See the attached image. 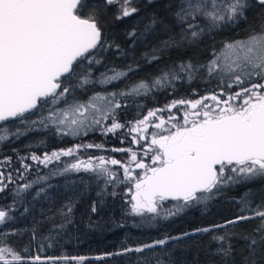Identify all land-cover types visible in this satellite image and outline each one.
<instances>
[{
	"label": "snow or ice",
	"instance_id": "obj_1",
	"mask_svg": "<svg viewBox=\"0 0 264 264\" xmlns=\"http://www.w3.org/2000/svg\"><path fill=\"white\" fill-rule=\"evenodd\" d=\"M255 2L264 9V0ZM132 3L133 0H104L105 5H119L116 20L138 12L136 7L131 6ZM85 7H89L87 0H0V122H4L0 124V143L8 141L10 137L19 138L38 126H51L57 135L74 137L95 128H101L106 135L128 127L133 144L146 142L144 155L151 154L150 164L138 158L137 152L132 149H113L128 152L130 156L126 162L105 156L78 158L81 148H103L101 144H78L42 155L33 152L27 159L45 168L63 162V168L50 170L52 176L85 172L94 173L97 179L104 177L105 186L111 185L113 188V196L118 194V185L128 183V213L139 217L141 223L175 216L194 202L211 199L221 186L264 176V14L259 16L257 26L243 39L225 42L219 51L214 49L207 64L183 62L162 72L150 83L140 80L120 91L97 92L86 101L73 98L69 102L67 96L74 97L75 88L93 83L111 84L135 71L131 65L126 70L112 67L93 80L91 65L102 63V59L97 58L98 54L113 45L107 41L96 18L100 5H92L89 16L82 18L78 13ZM249 7V0H179L174 15L185 25L182 30L190 32L191 38L195 39L204 31L196 23L201 16L210 21L213 27L226 26L246 19ZM127 35L133 39L136 37L135 31ZM164 46H168L167 41ZM115 47L122 55L120 46ZM157 59L155 54L150 57V61ZM83 61H88L87 71L77 72V66L82 68ZM200 71H206L207 78L218 80L219 93L214 91L194 100H174L164 108L150 109L142 119L129 121L127 125L119 121V110L125 106L123 100L147 95L153 89L173 86L176 80L184 78L182 74H187L190 80ZM73 79L76 80L75 85L71 83ZM233 88L238 90L229 91ZM225 95L226 98H222ZM61 103L64 104L63 108L59 107ZM44 105L48 106L46 115L41 113L35 120L28 118L26 114L34 115V110ZM177 106L186 109L182 123L175 116L170 115L165 120L159 115L166 110L171 112ZM108 121L111 123H106ZM152 129L155 131H151L149 141L148 133ZM62 157L72 160L62 161ZM19 159L24 172H27L32 165L25 163L24 158ZM9 160L5 157L0 164ZM110 165L120 166L123 179ZM136 169L142 172L136 174ZM17 171L20 176L24 175V172ZM5 179L15 182L11 174L5 177L0 172V191L7 187ZM47 179L48 176H39L35 183ZM33 183L17 185L14 190L16 197L31 189ZM45 190L40 187L37 195ZM169 200L176 203L166 209L164 202ZM238 203L243 214L223 224L197 228L193 232L209 233L238 222L259 219L261 223L256 232L262 235L259 239L246 238L250 239L249 249L254 251L259 243H264V201L253 207L252 199L245 196ZM71 210L68 207L69 213ZM11 211L12 206L0 208V226L13 219ZM96 211L94 203L92 212ZM12 234L0 231V264H26V261L29 264H45L40 255L25 257L8 244ZM191 234L183 233L184 236ZM169 239L179 237L130 245L105 255H142L157 246L166 245ZM212 239L221 242L220 253L230 255V246L227 249L222 246L225 235L213 236ZM86 259L83 256L48 257L47 262L58 264L64 261L71 264L74 261L75 264H83ZM144 264H148V258H145ZM157 264L161 262L157 261Z\"/></svg>",
	"mask_w": 264,
	"mask_h": 264
},
{
	"label": "trees",
	"instance_id": "obj_2",
	"mask_svg": "<svg viewBox=\"0 0 264 264\" xmlns=\"http://www.w3.org/2000/svg\"><path fill=\"white\" fill-rule=\"evenodd\" d=\"M195 2V0H193ZM79 15L88 17L92 5H100L97 11V21L107 41L112 43L108 50L100 52L97 58L102 63L93 64L92 78L96 80L107 69L117 67L126 70L129 65L135 68L126 78L111 84L93 83L83 88H75L74 97L68 95L69 102L73 98L86 101L97 92H114L125 89L140 80L149 83L164 71H169L183 62L195 65L207 64L212 58L213 50L219 51L225 42L243 39L246 34L256 27L259 16L264 14L255 0H249V10L246 19H240L226 26L213 27L211 22L202 16L196 21L203 33L195 39L190 32H184L185 27L177 20L174 13L178 10L179 0H133L137 13L121 20H116V5H105L104 0H87ZM156 23L153 24L152 21ZM191 22V21H189ZM150 25V27H148ZM146 28L148 30L146 31ZM197 28V31H199ZM135 31L133 39L127 34ZM168 46H164V42ZM115 45H119L123 54H119ZM155 50V51H154ZM155 54L157 60L150 57ZM138 65V67H137ZM88 61H83V67L77 66V72L87 71ZM110 74V73H109ZM181 80H176L173 86L153 89L147 95L123 100L125 105L119 110L118 119L122 124L140 119L143 114L154 106L176 98L195 99L211 92H220L218 80L207 78L206 71L198 72L192 79L187 74ZM73 85L76 80L71 81ZM62 90V89H61ZM233 88L229 91H236ZM141 106V107H138ZM63 108L64 104H59ZM48 106L44 105L35 114H26L29 119H37L41 113L47 114ZM4 122H0L3 124ZM108 124L111 121L106 122ZM11 126V125H10ZM15 129L13 128V131ZM79 142L101 144L103 148H89L87 155L107 153L115 154L112 148L130 143L128 127L117 130L116 133L103 134L101 128L82 132L79 136L57 135L55 128L38 126L26 132L19 138L10 137L0 143V161L10 158L0 164V172L5 177L12 175L13 181L5 179L7 187L0 191V208L12 206L13 219L6 225L0 226V231L12 232L8 244L25 257L40 255L42 261L48 264V257H87L83 264H264V243H259L255 250L249 249L250 237L259 239L262 233L256 232L261 221L252 219L238 222L225 229L209 233H194L197 228L223 224L226 220L234 219L240 212L239 201L248 196L253 201V207L264 201V176L241 180L238 183L221 186L212 194L211 199L201 203H193L182 212L167 219L157 218L151 223H141L139 217L129 215V205L126 203L130 196L127 193L128 183L117 186V195H111V185L105 186V178H96L94 173L69 172L64 175H50V170L63 168L64 163H54L45 168L27 159L31 153L42 155L58 148ZM15 150V151H14ZM85 154V153H80ZM32 167L24 172L20 159ZM62 161L69 162L67 157ZM24 172L23 176L18 174ZM123 179V174H118ZM39 176H48L47 181L35 183ZM34 182L31 189L16 197L15 189L22 183ZM50 185V187H49ZM40 187L46 190L37 195ZM106 189V190H105ZM103 190V191H102ZM15 200V204L13 201ZM97 211L92 212L93 204ZM175 201H165L164 208L170 209ZM71 207V212H68ZM62 226V227H61ZM192 233L184 236L183 233ZM225 235L224 248H229L230 255L225 256L218 251L221 242L214 241L213 236ZM35 236V239L33 237ZM165 237L169 239L164 246H157L151 251L124 256H106L124 247L151 243L153 240ZM43 248V251L40 249ZM101 256L103 259L97 260ZM26 264L29 262L26 261ZM58 264H67L60 261ZM71 264H75L74 261Z\"/></svg>",
	"mask_w": 264,
	"mask_h": 264
},
{
	"label": "flooded vegetation",
	"instance_id": "obj_3",
	"mask_svg": "<svg viewBox=\"0 0 264 264\" xmlns=\"http://www.w3.org/2000/svg\"><path fill=\"white\" fill-rule=\"evenodd\" d=\"M208 94H210V93H208ZM198 97H200V96H198ZM198 97L195 98V99H198ZM222 98H226V95L222 96ZM192 100H194V99H192ZM208 103L211 104L212 102L209 101ZM170 115L175 116L177 118V121L182 123L184 114H183V112H181V110H176V112H172L171 114H167L165 120H167ZM151 131H155V130L152 129V130L149 131V133H148L149 141L151 139ZM131 141H132V137H130V143L127 145L126 149H132L133 151H136L137 154H138V158L142 159L145 163H149L150 164L151 163V158H150L151 154H149L148 156L144 155V150L145 149H144L143 146L146 144V142L145 141H141L140 144H133ZM123 146H124V144L120 145V146H117L115 148H121ZM129 155L130 154L128 152H116L115 155H113V156H111V155H109L107 153H102V155L101 154H99V155L98 154L87 155L85 153V154H80V156L78 158L87 159L89 156H94V157H96V156H105L106 158H114V159H118V160H120L122 162H126V160H128ZM110 166H112V167L114 166L116 168L117 172L123 174V171H122V169L120 168L119 165H110ZM135 172H136V174H138V173H141L142 170L136 169Z\"/></svg>",
	"mask_w": 264,
	"mask_h": 264
},
{
	"label": "rangeland",
	"instance_id": "obj_4",
	"mask_svg": "<svg viewBox=\"0 0 264 264\" xmlns=\"http://www.w3.org/2000/svg\"><path fill=\"white\" fill-rule=\"evenodd\" d=\"M132 7H133V5H131ZM119 8V5H116V9H118ZM206 95H208V94H204V95H201L200 97H203V96H206ZM200 97H198V99L200 98ZM180 99H183V98H176V99H172V100H169V101H167V102H165V104H163V105H161V106H154V108H151V109H158V108H164L165 107V105H168V104H170V103H172L174 100H180ZM186 99H190V98H186ZM192 100V99H191ZM150 110V109H149ZM149 110H147L143 115H146L147 114V112L149 111ZM176 110H181V112H183V114H184V112L186 111V109H185V107L184 106H177L176 108H173L172 110H171V112H169V111H164L163 113H159V115L163 118V119H166V115L167 114H171L172 112H176ZM143 118V116L140 118V119H142ZM153 122H157V121H153ZM130 137H132V134H130L129 133V138ZM78 144H80V145H84V144H92L91 142L89 143V142H79V143H75V144H71V145H68L67 147H62V148H58V149H67V148H70V147H73L74 145H78ZM129 144V143H128ZM128 144H124V146L123 147H121V148H112V149H126L127 148V145ZM89 149V148H88ZM88 149H84V148H81L80 150H79V153H78V157L80 156V153H87L88 152ZM115 153L117 152V151H114ZM89 155V154H88ZM99 155V154H98ZM102 155V154H101ZM113 155H115V154H113ZM113 155H111V156H113ZM130 156V155H129ZM96 157H99V156H96ZM68 159H69V162H71V160H72V158H70V157H67ZM128 159H129V157H128ZM126 161H128V160H126ZM109 167H111L112 169H114V170H116V168L113 166H109ZM123 171V170H122ZM118 174H121V173H119V172H117Z\"/></svg>",
	"mask_w": 264,
	"mask_h": 264
},
{
	"label": "water",
	"instance_id": "obj_5",
	"mask_svg": "<svg viewBox=\"0 0 264 264\" xmlns=\"http://www.w3.org/2000/svg\"><path fill=\"white\" fill-rule=\"evenodd\" d=\"M81 17H82V16H81ZM82 18H87V17L84 16V17H82ZM81 159H84V158H81Z\"/></svg>",
	"mask_w": 264,
	"mask_h": 264
}]
</instances>
